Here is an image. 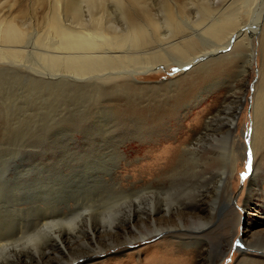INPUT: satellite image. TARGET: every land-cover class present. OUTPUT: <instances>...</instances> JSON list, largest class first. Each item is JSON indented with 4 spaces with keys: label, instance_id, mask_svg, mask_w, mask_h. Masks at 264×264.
Returning <instances> with one entry per match:
<instances>
[{
    "label": "rangeland",
    "instance_id": "1",
    "mask_svg": "<svg viewBox=\"0 0 264 264\" xmlns=\"http://www.w3.org/2000/svg\"><path fill=\"white\" fill-rule=\"evenodd\" d=\"M62 1L0 0V21L24 32L19 54H0V238L19 245L6 264H264L263 152L251 148V172L241 176L263 79L264 13L252 29L261 0L107 1L106 23L121 27L122 11L134 21H164L169 6L196 41L188 64L159 63L111 79H82L62 57L52 61L59 37L48 13L54 6L63 22L74 20ZM223 13L236 21L227 37L201 30ZM83 15V24L98 16ZM152 40L143 46L150 54L168 46ZM232 118L230 143L224 121ZM197 137L194 154L188 147ZM229 145L238 164L227 191L218 179ZM115 217L112 228L107 219ZM34 230L36 244L24 235Z\"/></svg>",
    "mask_w": 264,
    "mask_h": 264
},
{
    "label": "bare ground",
    "instance_id": "2",
    "mask_svg": "<svg viewBox=\"0 0 264 264\" xmlns=\"http://www.w3.org/2000/svg\"><path fill=\"white\" fill-rule=\"evenodd\" d=\"M107 1L109 0H102V2L98 6H96L95 0H69V1L64 0L62 1V2H66L65 3L66 5L64 7V9L66 8L65 9L66 15L69 14V16H71L74 19L73 21H71L73 25H68L67 23L63 22L64 20L62 21L60 19V16L58 14L56 7L53 6V9L51 10V12L48 13L49 17L48 16L47 17H48L49 22L47 24H49L50 31L55 33L59 37L58 38L55 35L59 39L58 43L56 44L59 55H54L55 53H53L52 61L56 59H60V58H57L58 56L62 57V60H63L62 62H64L65 66L67 64L68 70L74 74H77L78 77L82 79H85V78L90 79V78H95L98 76L111 79V78L117 77L118 75L121 76V74L133 75L139 71L149 69L150 67L156 64H159V63H164L166 65L168 64H178L179 65L180 64L181 66L188 64V62L185 60V57L186 56L188 57V55L191 53L192 51L191 49L192 47L196 45V41L194 39L195 37L193 36L194 34L190 32L189 34H186L187 24L178 23L180 18H182V16H179V20H176L171 8L167 6L166 11H165L164 21H160L159 19L152 21L153 18H145V20H142V21L141 20L134 21L132 19H129L126 13L122 11L121 20L124 22L125 27H121L119 25H115V23H113L114 25L111 22L106 23V17L108 16L107 13H108V7H109V6L107 7L106 5ZM243 1H244L243 5L245 6L252 0H243ZM60 2L61 1H59V4H61ZM57 4H58V1H57ZM84 7L86 8V10H83ZM263 7H264V0H261L260 7L256 11L257 22L255 23V27L252 28L254 33H256L255 31L260 26L259 19H262L263 17L262 16L264 13ZM95 10L98 16H95L94 23L93 24H83L88 21L84 18L83 13L85 11L88 12L89 19H90L92 17V12H95ZM235 12H236V9H233L231 14H234ZM60 13L61 15L63 14L61 11ZM224 13L214 18L209 24L201 23V24H204L203 25L204 27H201V30L203 29V32L206 33L207 35L208 34L218 35L219 37L221 36L220 40L223 39V37L229 31L235 28V22H236L235 19L231 17V15L228 17ZM62 18H64V15ZM162 26L165 27L166 30L163 31ZM161 31H163L164 34H161ZM252 33L250 37L254 35V33L253 34ZM180 34H185V35L179 39L178 36H180ZM238 34H243L242 30H238ZM23 35H24V32L21 31L19 28H17L16 25L12 23L10 19H5V20L2 19V21H0V41H3L4 43L3 45L2 43H0V54L1 53L4 54V51L9 53V55L10 53L12 55L19 54L20 50L17 48L16 45L17 43H19V41L22 42ZM154 36L159 37V39L161 40L167 39L168 46L166 45L167 47L165 49L159 46L160 48L159 50H156L154 51V53L150 54L147 50L143 49V46H145V44L147 45L148 42L150 43L151 41H153L152 39L154 38ZM209 36L212 37V35H209ZM217 38L218 37L214 39H217ZM229 39H231V37H229ZM217 40H219V38ZM225 41H226V38L224 42ZM5 42H7V44L8 43L10 44L8 45V47H6V49H3L2 46H4ZM224 42L222 41L221 43H219L220 46H224V47L229 46L228 44L230 40L226 43ZM218 47L219 46H216L215 50L213 51L219 50ZM203 53L205 52L202 51L201 54ZM147 54L149 56H147ZM198 56L196 55L192 56V58L190 59V64L194 62ZM250 60L252 59L250 58L249 61H247L246 63L248 62L250 63L251 62ZM128 62H132L133 65H129ZM139 63L141 64L139 65ZM118 71H122V72L119 73ZM240 72H239V75H240ZM94 73L96 74L98 73V74L92 75ZM89 75H92V76H89ZM262 78H263L262 82L257 87V92L255 94V101H254L253 134H252V144H251L253 154H255V151L257 152L261 151L264 154V69H263ZM237 108L239 110V106ZM235 120L236 119L232 118V120L229 122H227L228 120L224 121V124L226 125V129H227V135H225L224 137V139L226 140L225 142H228V140L230 141V143L232 142L233 137L231 133L234 129H236V124H237ZM210 121H211V117L209 118V121L206 122V124L210 125L211 124ZM199 137L202 138V135ZM200 138L197 137L195 140L196 143H193L192 146L188 147V150L191 153L197 154L198 152L197 145H198ZM230 145L228 147L226 146L225 147L226 151L222 152L221 154L222 163L223 162L224 163H223V170L219 174V179H218L219 186L222 185L226 187V181L228 180V174L230 172L232 174L236 168V165L238 164V155L236 154V152H234L235 150L232 152H228V149H230L229 148ZM137 199H139V197H136V200ZM198 200L199 199H197V201ZM200 202L199 201L196 202V204L193 205V207L191 208L193 210H198ZM117 203H119V199L115 201V204L113 205L111 204V206L109 205L110 207H107V208H114ZM119 212L118 214L121 213ZM134 215L135 213L132 210V215L130 216H134ZM77 217L78 216L76 214L75 217L72 218L71 223L76 222ZM117 219H118L117 217L113 219H109V220L107 219L109 226H111L112 228H115ZM54 222L55 221L44 223L43 225H41L40 230L52 229L51 226L53 225ZM155 229L158 230L160 228L157 229L156 224H155ZM35 233H36V230H34V232L32 233L31 232L24 233V235L29 236L27 238L29 240V243H31L32 241L34 244V241L35 240L37 241L38 236ZM54 237L57 240V238H60V233L56 234ZM145 237L147 236L143 235L141 238L145 239ZM36 241H35V244H36ZM26 243L28 244V242ZM18 246L19 245L16 244L15 242L8 241V239L1 241V238H0V264H6V262L9 261L10 256L11 257L15 256V259H16L17 256L13 253L17 252ZM131 255L132 254L128 256H131ZM67 264H70V263H67Z\"/></svg>",
    "mask_w": 264,
    "mask_h": 264
},
{
    "label": "snow or ice",
    "instance_id": "3",
    "mask_svg": "<svg viewBox=\"0 0 264 264\" xmlns=\"http://www.w3.org/2000/svg\"><path fill=\"white\" fill-rule=\"evenodd\" d=\"M173 71H179V69H173ZM250 135H251V128L249 127L248 132L246 133V136L250 137ZM247 155H248V160H247V164H246L247 171L241 174L242 178H247V176L251 172V166H252V159H251L252 158V151H251L250 145H249V149H248ZM236 244L239 245V246H241V247L243 246V245L240 244L239 241H237Z\"/></svg>",
    "mask_w": 264,
    "mask_h": 264
}]
</instances>
